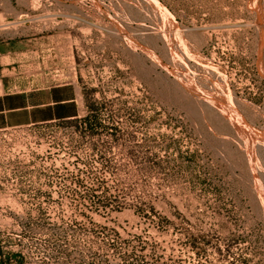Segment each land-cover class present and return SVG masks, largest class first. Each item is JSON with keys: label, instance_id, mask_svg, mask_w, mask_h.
Returning a JSON list of instances; mask_svg holds the SVG:
<instances>
[{"label": "rangeland", "instance_id": "1", "mask_svg": "<svg viewBox=\"0 0 264 264\" xmlns=\"http://www.w3.org/2000/svg\"><path fill=\"white\" fill-rule=\"evenodd\" d=\"M0 80L79 105L0 132V264H264V0H0Z\"/></svg>", "mask_w": 264, "mask_h": 264}, {"label": "crops", "instance_id": "2", "mask_svg": "<svg viewBox=\"0 0 264 264\" xmlns=\"http://www.w3.org/2000/svg\"><path fill=\"white\" fill-rule=\"evenodd\" d=\"M78 115L77 96L70 83L12 91L0 80V132L74 120Z\"/></svg>", "mask_w": 264, "mask_h": 264}]
</instances>
